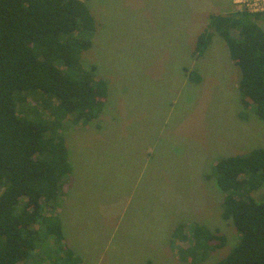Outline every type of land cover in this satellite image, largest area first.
Masks as SVG:
<instances>
[{"label":"rangeland","instance_id":"obj_1","mask_svg":"<svg viewBox=\"0 0 264 264\" xmlns=\"http://www.w3.org/2000/svg\"><path fill=\"white\" fill-rule=\"evenodd\" d=\"M85 1L97 30L81 62L97 66L109 98L98 121L64 123L66 248L82 264H191L177 257L173 233L198 224L226 238L200 264L219 263L240 235L223 220L214 165L264 148V121L241 114V73L225 41L214 36L194 55L209 16L238 12L235 0ZM253 196L263 201L264 185Z\"/></svg>","mask_w":264,"mask_h":264},{"label":"trees","instance_id":"obj_2","mask_svg":"<svg viewBox=\"0 0 264 264\" xmlns=\"http://www.w3.org/2000/svg\"><path fill=\"white\" fill-rule=\"evenodd\" d=\"M263 17L210 15L194 53L203 56L219 35L241 73L243 119L255 114L262 121ZM96 30L85 0H0V264H82L65 246L57 211L72 173L64 123L98 121L109 98L97 66L81 62ZM188 78L201 81L198 73ZM212 176L224 196L223 220L240 235L217 264H264V200L253 196L264 185V148L220 159ZM188 231L179 225L173 233L183 262L203 263L226 245L204 225Z\"/></svg>","mask_w":264,"mask_h":264},{"label":"built area","instance_id":"obj_3","mask_svg":"<svg viewBox=\"0 0 264 264\" xmlns=\"http://www.w3.org/2000/svg\"><path fill=\"white\" fill-rule=\"evenodd\" d=\"M237 9L255 15H264V0H235Z\"/></svg>","mask_w":264,"mask_h":264}]
</instances>
